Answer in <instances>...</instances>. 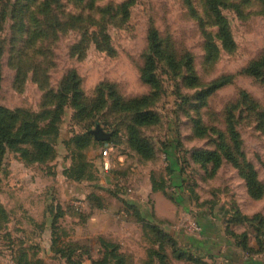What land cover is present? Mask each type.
I'll use <instances>...</instances> for the list:
<instances>
[{
  "label": "rangeland",
  "instance_id": "374dc122",
  "mask_svg": "<svg viewBox=\"0 0 264 264\" xmlns=\"http://www.w3.org/2000/svg\"><path fill=\"white\" fill-rule=\"evenodd\" d=\"M125 1L92 0L84 11L88 1L79 7L74 0H52L50 15L40 17L50 37L35 43L12 29L10 18L3 26L2 106L41 110L45 90L29 68L41 63L39 75L46 74L39 77H47L48 89L57 92L65 77L76 71L84 97L97 101L98 108L92 116L81 118L70 101L58 135L53 137L54 156L48 163H29L21 152H7L0 164V211L7 214H0V264H12L20 246L29 247L30 256H42L46 264H71L52 252V236L56 235L61 247L75 249L78 260L74 261L82 264H92L106 253L107 264H144L149 250H160L156 238L167 242L160 230L176 237L180 248L201 254L210 263H264V251L242 252L230 233L247 232L249 244L256 248L257 239L264 241V130L259 117L264 114V69L259 77L243 72L264 54V0H223L222 13L235 43L232 50L218 37L206 0H136L129 18L121 21L119 9ZM55 17L62 29L51 30L46 25ZM152 27L158 29L165 53L175 61L158 62V85L153 88L140 77ZM210 41L217 46L213 59L208 58ZM26 48L30 52L19 67L21 58L16 55ZM18 68L23 70L18 73ZM229 75L232 79L227 84L208 93L214 81ZM113 90L122 98L148 99L142 109L154 113L156 120L138 131L154 148L152 159L144 160L131 150L128 127L133 114L113 109L109 96ZM230 116L244 159L262 185L261 198L249 194L240 170L225 158L217 169L212 163L205 167L194 162L196 152L218 147ZM194 120L204 124L202 133ZM98 126L111 134L106 141L117 149L108 173L100 167L106 141L92 140L84 150L72 141L76 134L90 133ZM75 150L84 156L94 178L77 182L63 175ZM169 164L175 171L174 184L170 183ZM152 177L167 182L165 192L152 190ZM124 199L136 203L148 218L139 217ZM54 206L63 212L57 229L52 227L59 213ZM238 215L250 217V222L233 223ZM154 223L158 229L152 227ZM41 237L43 244H38ZM116 253L123 259L116 258ZM171 261L190 264L173 257ZM155 264H160L159 259Z\"/></svg>",
  "mask_w": 264,
  "mask_h": 264
},
{
  "label": "trees",
  "instance_id": "16d2710c",
  "mask_svg": "<svg viewBox=\"0 0 264 264\" xmlns=\"http://www.w3.org/2000/svg\"><path fill=\"white\" fill-rule=\"evenodd\" d=\"M52 0H0V33L5 26L7 20L10 18L14 23L12 24V29H17V31L26 36L27 42L35 43L38 39H47L50 37L49 32L42 29V20L41 16H48L52 12V8L50 6V2ZM58 2V0H54ZM77 6L82 7V4L86 1L90 3L83 5V9H85L92 5V0H74ZM136 0H127L122 5V9L120 13L121 21H126L130 16V7L135 3ZM207 10L210 16L214 20V24L218 27V37L222 41V44L225 48L232 50L235 46L234 40L232 38V32L229 27L228 20L222 13V8L225 6L223 0H206L205 2ZM82 15V14H81ZM34 21L35 25L32 26L31 23ZM46 25L52 30L57 27L63 28L61 21L55 17V19L46 23ZM86 35H84V38ZM56 38V35L55 37ZM14 41H17V38L14 37ZM164 41L158 31L157 28L152 27L149 32V54L145 57V64L140 72V77L143 83L150 86L151 88L156 87L158 85V79L156 75L157 65L160 60H168L171 63L175 62L172 55H167L164 50ZM209 59H213L216 56V44L213 42H209ZM1 50V49H0ZM27 48L23 51H18L16 55L19 60L17 62L19 67L21 66V62L27 58ZM39 53V52H37ZM24 55V56H23ZM15 59V57L13 58ZM49 61V60H48ZM16 63V61H12ZM51 62L49 61V66ZM41 67V63H34L30 65L29 68L33 70L34 81L38 83V85L45 90L44 92V103L42 102L41 110L39 112L30 111L24 108H18L16 110L8 109L0 103V164L2 160L6 156L8 151H18L22 153L24 159H26L29 163H39L45 164L51 161L54 156V143L53 137L58 135L59 131V123L63 117V113L65 108L70 101L72 105L78 112L81 118L92 116L97 108V101H87L81 91V81L78 78L76 71H71L68 76L65 77L60 89L57 92H54L51 89H48L49 85L46 82L45 78L39 77L40 75L46 74V71L42 72L39 75V68ZM191 67V66H190ZM264 69V54L257 59L253 60L243 72L259 77ZM23 69L18 68V73H20ZM191 80H194L193 83L196 82L194 76L190 77ZM232 79V76H224L213 82V84L208 88V93H212L215 90H218L225 84H227ZM1 81H2V65L0 63V91H1ZM46 88L48 89L46 91ZM102 94L105 96L104 102L107 101L106 94L102 91ZM112 100V107L116 111L132 113L133 119L132 123L128 127V135H129V145L131 150L136 152L139 156L144 160H150L155 156L154 148L139 134V128L149 123H153L156 120V116L154 113L150 111H144L142 106L145 103H148V99L144 96H138L133 98H122L119 96L115 90L110 92L109 95ZM48 106H52V109L47 108ZM260 119H262L261 127L264 130V114L261 113L259 115ZM196 125V129L204 131V124L200 120H194ZM227 128L225 135H221L220 141L218 142V147L215 150L211 151H199L196 152V156L194 158V162L200 164L201 166L209 165L212 163L213 168L217 169L222 163V159L225 158L228 162L232 163L236 168L240 170L241 175L245 178L247 189L249 194L253 198H261L263 195L262 185L258 181L257 173L255 169L246 162L244 159V155L241 151V147L239 145V133L234 127V123L230 116V119L226 120ZM262 130V131H263ZM264 132V131H263ZM200 133V135H201ZM227 135V136H226ZM94 137V138H93ZM52 138V139H51ZM95 136H92V132L90 133H79L74 136L72 139L73 143L76 144L81 150L86 149L92 140H95ZM95 142H99L98 140ZM111 142V141H106ZM105 143V142H104ZM236 149L238 151H233L232 149ZM75 149V147H74ZM243 158V160L241 159ZM168 170L170 171V183L174 184V177L171 165H168ZM179 171L184 172L183 168L179 169ZM63 175L66 176L67 179L72 181L81 182L84 180L92 179L94 176L92 175L90 169H88V163L82 154H76V150L73 152L72 163L71 166L66 168L63 172ZM182 181V174L179 172ZM152 182V190L159 191L162 190L165 192L167 188V182L164 179H157L156 177L151 178ZM183 185V182H182ZM97 196V195H92ZM124 203L128 208L134 209V212L141 218H148L144 215V211L136 205L133 201L129 199H124ZM55 210H58V214L54 215V219L52 222V227L57 229V219L61 216L62 208L59 206H54ZM53 209V205L51 206ZM53 212V211H52ZM51 212V213H52ZM1 215L4 217L7 216L6 211H0ZM156 216V215H155ZM151 217V216H150ZM156 218V217H155ZM151 219V218H150ZM235 222H250V217L238 215L232 221ZM155 224V223H154ZM152 225L154 229H158L157 225ZM160 230V229H159ZM160 233L164 238L166 237L167 242L159 241V239H155L154 242L157 241L161 244L160 250L157 249L147 250L149 255V260H152V264H155L156 259H159L160 264H172L171 257L176 258L177 260H185L190 264H221L218 262H208L205 256L201 254H196L194 252H190L189 250H184L179 247L178 241L176 237L171 236L170 234H166L160 230ZM231 235L236 237L237 244L240 246L242 252H262L264 251V241L262 239H257V245L252 246L249 244V237L247 232H243L241 234H237L234 231H230ZM54 235V234H53ZM242 237L243 239H240ZM62 243L60 236H52L51 241V249L52 252L59 258L65 260V262H70L71 264H82V261H74L78 259H74L75 249L63 248L60 246ZM108 245L107 242H104ZM167 244V245H165ZM72 245H69L70 247ZM78 249V248H77ZM116 249V247L114 248ZM30 249L26 246H20L15 249L14 254L12 256L13 263L12 264H46L44 259L37 256H30ZM116 258L120 257L123 259L122 254L116 253ZM235 260L239 259L234 258ZM148 260V262H149ZM144 264H149V263ZM92 264H107V253L104 254L103 257L92 260Z\"/></svg>",
  "mask_w": 264,
  "mask_h": 264
},
{
  "label": "built area",
  "instance_id": "2783aa9c",
  "mask_svg": "<svg viewBox=\"0 0 264 264\" xmlns=\"http://www.w3.org/2000/svg\"><path fill=\"white\" fill-rule=\"evenodd\" d=\"M116 153H117L116 147L113 144L106 142V145L103 147L100 153L101 168L102 171H104L105 173H108L112 170L114 155Z\"/></svg>",
  "mask_w": 264,
  "mask_h": 264
},
{
  "label": "water",
  "instance_id": "95a60500",
  "mask_svg": "<svg viewBox=\"0 0 264 264\" xmlns=\"http://www.w3.org/2000/svg\"><path fill=\"white\" fill-rule=\"evenodd\" d=\"M92 133L98 141H106L110 138L111 135L110 133L105 132L100 126L93 130Z\"/></svg>",
  "mask_w": 264,
  "mask_h": 264
},
{
  "label": "crops",
  "instance_id": "0c3cea01",
  "mask_svg": "<svg viewBox=\"0 0 264 264\" xmlns=\"http://www.w3.org/2000/svg\"><path fill=\"white\" fill-rule=\"evenodd\" d=\"M100 167H101V159H100ZM35 219H36V217H34ZM38 244H43V239H42V237L41 238H39V240H38ZM55 255V254H54ZM40 258H42L43 259V257L42 256H39ZM234 259V258H233ZM235 260V259H234ZM236 261V260H235ZM240 264H264V263H249V262H244L243 260H241L240 262H239Z\"/></svg>",
  "mask_w": 264,
  "mask_h": 264
}]
</instances>
